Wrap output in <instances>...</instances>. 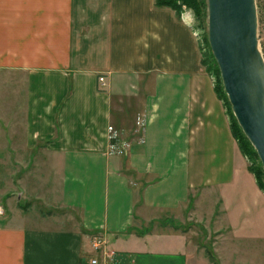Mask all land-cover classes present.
<instances>
[{"label": "crops", "instance_id": "obj_1", "mask_svg": "<svg viewBox=\"0 0 264 264\" xmlns=\"http://www.w3.org/2000/svg\"><path fill=\"white\" fill-rule=\"evenodd\" d=\"M0 154V264H87L97 234L113 264H190L185 232L138 225L184 211L264 242V192L197 36L155 0H0Z\"/></svg>", "mask_w": 264, "mask_h": 264}, {"label": "water", "instance_id": "obj_2", "mask_svg": "<svg viewBox=\"0 0 264 264\" xmlns=\"http://www.w3.org/2000/svg\"><path fill=\"white\" fill-rule=\"evenodd\" d=\"M207 37L223 90L264 173V59L255 0H206Z\"/></svg>", "mask_w": 264, "mask_h": 264}, {"label": "rangeland", "instance_id": "obj_3", "mask_svg": "<svg viewBox=\"0 0 264 264\" xmlns=\"http://www.w3.org/2000/svg\"><path fill=\"white\" fill-rule=\"evenodd\" d=\"M255 2L257 7V38L259 49L264 59V0H255ZM177 14L179 18H181L191 26L192 30L198 35L203 52L206 51V45L208 44L207 5L200 18L195 15L194 11L190 7L185 5H182L180 7V10ZM209 75L212 81L215 80L214 73H209ZM134 133V135H139L141 133L140 125ZM2 159L3 155L0 154L1 194H3L5 188V164L2 163ZM14 194L16 197L15 192ZM14 200L16 199L14 198ZM0 204H2V202H0ZM26 206L31 207L30 209H32V211L30 213L34 215H37L39 211L44 214L46 210V208L43 209L41 207L40 203H37L35 201L27 202L24 200L21 201L18 205V207L21 209L23 207L26 208ZM190 206L191 204L189 202L188 208H190ZM3 208L4 214H1L0 218L8 214L5 207ZM67 211L63 212L62 210H57L56 213V211H54L53 209L52 214H54L55 216L65 214V217H69L70 215H72ZM138 225L140 226V231H147L151 229L153 225H156V227H161V229H171L177 230L179 232H185L188 241L187 250L190 255V264H264V254L262 252V250H264V242H249L245 239H238L234 237L231 238L227 234H219L218 232H215L213 228L207 227V225L196 223L188 219L186 211H184L183 213H169L156 221H146L144 224L138 223ZM210 252L215 255L217 260H212L209 254Z\"/></svg>", "mask_w": 264, "mask_h": 264}, {"label": "trees", "instance_id": "obj_4", "mask_svg": "<svg viewBox=\"0 0 264 264\" xmlns=\"http://www.w3.org/2000/svg\"><path fill=\"white\" fill-rule=\"evenodd\" d=\"M155 4L157 6L170 7L175 11L176 14L180 10V7L182 5H185L190 7L194 11L195 15L199 18L202 15V12L205 11L206 9L205 0H155ZM200 49H201V61L205 67V70L207 71L208 74L209 73L215 74V80H213L214 90L217 97L222 101L223 105L226 108L229 117V125L231 129V133L237 142L239 150L247 159L248 167L255 176L257 185L264 192V173L262 171L260 162L258 160L255 150L253 149L247 138L244 136L241 128L239 127L238 123L236 122V119L234 118V115L232 114L230 104L227 100V96L222 87L220 73L218 66L215 62V59L210 51L208 44L206 45V51L203 52L201 45H200ZM209 254L212 260H217V258L212 252H210Z\"/></svg>", "mask_w": 264, "mask_h": 264}, {"label": "built area", "instance_id": "obj_5", "mask_svg": "<svg viewBox=\"0 0 264 264\" xmlns=\"http://www.w3.org/2000/svg\"><path fill=\"white\" fill-rule=\"evenodd\" d=\"M185 22V21H184ZM186 23V22H185ZM189 25L188 23H186ZM190 26V25H189ZM191 27V26H190ZM196 34V33H195ZM197 39L198 35L196 34ZM99 82L104 85V77L99 76ZM142 119H138V125L142 126ZM108 154L123 155L126 153L129 143L119 138L118 132L112 127L108 126ZM4 213L3 206L0 205V215ZM91 246L94 254L89 256L87 264H113L115 261L116 252L108 247L107 239L102 235H94L91 238Z\"/></svg>", "mask_w": 264, "mask_h": 264}]
</instances>
